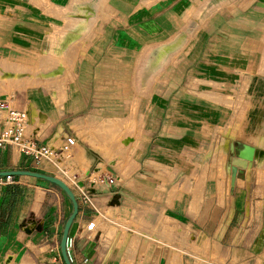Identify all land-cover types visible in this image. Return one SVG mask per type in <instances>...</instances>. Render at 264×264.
Masks as SVG:
<instances>
[{"label":"crops","instance_id":"crops-1","mask_svg":"<svg viewBox=\"0 0 264 264\" xmlns=\"http://www.w3.org/2000/svg\"><path fill=\"white\" fill-rule=\"evenodd\" d=\"M197 10L203 12L201 23L196 19ZM157 42L162 46L152 63L155 66L162 61L155 73L159 80L153 85L146 82L139 89L143 155L152 160L138 166L144 174L131 171L125 178L116 175L118 179L110 185L90 188L92 204L80 205L69 230L68 256L72 264H159L166 252L165 264H170L172 252L177 251L182 258L193 250L191 245L180 243L185 236L193 245L207 238L210 245L223 248L226 237H230V246L244 245L243 239L251 231L252 243L244 250L248 251L256 237L252 251L264 264V184L254 179L262 166L254 160L252 180L236 178L232 187L226 162L237 141L234 132H239L229 127V117L236 113L235 125L245 127L247 109L233 111L214 101L227 89V81L237 86L251 76L246 87L249 104L255 99L252 94L257 80L264 87V0H0V98L7 96L10 105L18 109L28 107L31 128L46 144L66 136H74L77 143L78 137L69 126L76 120L75 127L85 134L93 153L102 154L105 160L111 151L102 149L99 136L89 134L91 130L82 122L91 110V122L110 126V132L126 124L120 116H97L107 108L97 93L111 88L121 54L134 59L133 54L139 52L140 58L148 59L140 49ZM51 54L67 62L76 59L75 66L54 67ZM168 60L173 62L163 63ZM56 69L61 71L55 75H69L72 83H62L67 92L62 106L50 94L53 86L48 88L44 82V76ZM104 77L109 83L103 82ZM201 80L205 83H199ZM259 94L260 106L253 119L256 124L264 120V90ZM44 114L50 119L48 128ZM0 115L1 132L5 111L0 110ZM208 144L216 146V154H205ZM75 146L84 149L89 165L84 170L71 156V167L83 169L85 175L102 174L86 147L76 144L72 148ZM214 155L224 157L219 169L212 163ZM204 165L206 173L218 170V178L206 177L199 202L191 192L198 182L189 178L190 197L183 200L176 186ZM25 167L34 171L40 166L10 146L0 147V171ZM105 170L102 175H112ZM151 171L152 179L146 175ZM167 172L172 173L171 180H165ZM0 178V264H23L26 257L33 264L55 263L50 245L61 217L66 216L63 193L31 176H14L12 182ZM195 203L200 206L195 205L192 212ZM101 212L110 223L126 221L128 239L124 245L118 246L122 231L116 228L119 236L110 249L112 239L102 231L105 226L98 219ZM259 216L261 224L245 228ZM167 220L173 236L168 241L162 235ZM88 222H95V230L78 232L79 225ZM153 227L159 231H150Z\"/></svg>","mask_w":264,"mask_h":264},{"label":"rangeland","instance_id":"rangeland-1","mask_svg":"<svg viewBox=\"0 0 264 264\" xmlns=\"http://www.w3.org/2000/svg\"><path fill=\"white\" fill-rule=\"evenodd\" d=\"M98 3H100V0H98ZM99 7H100V5L98 4L97 8H99ZM201 8L202 7H200L198 10H200ZM202 13H203L202 11H198L196 13V15H197L196 19H197L198 23L199 22L201 23V19H203L202 15H201ZM97 14L99 15L101 13L99 12ZM78 16H79V14H78ZM100 18L103 19V15L100 16ZM69 19H71V18H69ZM161 46H162L161 42H157V43L151 44V46L148 45V47L145 49H143L144 47H142V49H140V50L142 51V53L144 55H146V54L149 55L148 59L140 58V56L138 55L139 52L133 54L134 59L126 58L125 53L121 54V56L118 57V60H117L118 74L115 77H111V88L105 89V90L102 89L101 92L97 93L98 94L97 96L101 97L100 99H102L107 105L106 106L107 108L102 110L101 114L97 115V116L99 118L120 116L126 120L125 121L126 124L125 123L119 124L117 126L116 130H114V131L112 130L110 132L108 130L110 126L105 125L104 123L94 125L91 122V119L93 116L91 118H90V116L94 113V111H91V110H90L91 113L90 112L87 113V115H88V117H86L87 119L85 118L86 120L84 122H82V125L86 126V128L88 130L89 129L91 130V132H89L88 130H86V132L87 133L89 132V134L90 133L92 134L95 132L96 136H99L100 141L102 142V145H101L102 149H105L106 151H111V155L113 154L112 156L107 155L105 158V160H106L105 161L103 159L102 154L99 155V154L93 153V150H92L93 148H91V146H89L87 144L86 140L83 138L85 134H83V135L80 134L78 129L75 127L74 123L76 122V120H74L72 123L69 124V126L71 127L70 128L71 131L74 132L78 137V141L76 144H80L81 146L86 147L85 149L87 150V154L89 155V158L94 159L93 165L96 166V164L98 163V165H97L98 168L99 169H100V167L102 168L101 169L102 174H104V172L106 171L105 169H107V171H109L108 174L111 173L114 177L117 175V176L125 178V177L129 176L131 171L133 172L136 170H137L136 172H138L137 173L138 175L144 174L143 171L140 172L141 168H138V166L143 165V164L147 165L148 159L152 160L151 157H149L147 155H143L145 148L143 146L144 144L142 143V123H143V120L141 118V111L139 109V101H140L139 89L146 82L153 85V83H155L156 81L159 80V77L155 73L158 71L157 68L160 67L162 61H159L155 66H153L154 64L152 62H153L156 54H158L159 48ZM138 51H139V48H138ZM51 55L52 56H50L49 59L51 61H53L52 64L54 67L55 66L57 67V65L66 66L67 64H68V66H72V67L75 66L76 59H74L71 62H67L66 60L62 59L60 56H56L55 54H51ZM169 62L172 63L173 60L164 61L163 63L168 64ZM141 68H143L145 70H143V72H142ZM131 70H133L134 72ZM57 71L59 72V71H61V69H56V71H54L53 74H50L48 76H44V82H47L46 86L48 88L50 86H53L54 91H51L50 94H53L52 96H53V100L55 101V103L58 106H62L63 103L65 102V100L67 99V92L63 88L62 83H65V82L71 83V82H70V76L69 75H66V76L65 75L64 76L55 75V73ZM126 71H127V74L125 73ZM128 71H129V74H128ZM76 73H77V70H76ZM86 75H89V74L87 73ZM72 77L74 80V78L76 76L73 74ZM10 79L12 80V78H10ZM250 79H251V76L246 77L245 80H243V82L239 83V85H237V86L232 85V80L227 81L228 82V83H226L228 85L227 89H225L223 94H218V95L216 94L217 96L214 98V101L221 103V104H225L226 107H229L233 111H235V110L236 111H240V110L242 111V109H243V112H244V110L247 109L245 119H244V125H246L245 127L242 125V123L235 125L236 119L234 120V116L236 113L235 114L233 113L229 117V120H228L229 121L228 122L229 127L234 126V129L238 130L239 132L238 133L234 132L233 137H236L237 141H235L233 143L234 150L231 153H229L227 158H226L227 166H228L229 162L231 161V159L235 156L236 152L242 148V146H243L242 144H246V143L250 144V145L252 144V142L249 138V134H250L252 127L254 126L253 125V123H254L253 119H254V116L256 113L255 111L258 108L259 101L257 98H255L249 104L248 100H250V99H249V97H247L248 89H246V87H248ZM65 80H67V81H65ZM255 80L256 79L251 81L250 88L253 86ZM103 82L109 83V79L104 77ZM91 83H93V81H91ZM199 83L204 84L205 82L201 80V81H199ZM38 84H41V83H38ZM250 88H249V93H250ZM92 95H93V93H91V96ZM248 104H249V106H247ZM108 107H110V108H108ZM40 112H42V111H40ZM3 114L4 113H2V115ZM42 118L45 120L46 128H48V126L50 124V119H49L48 115L44 114V116H42ZM263 124H264V120L262 121V125ZM204 129H206V127H204ZM64 132H67V131L64 130ZM244 132L247 134V138H246V134ZM80 148L84 151V149L82 147H80ZM205 150H206V148H205ZM75 151H76V146L74 148H71L70 150L65 151L63 153V157L73 155L72 157L74 158V162L76 164L79 163V165L84 170H87L88 165H89V161L85 162V159L87 158L85 152H84L83 156H78V154ZM215 151L217 152L216 146L211 147V144H208L207 150L205 151V154L210 155V154H213V152L215 153ZM223 158H224L223 156H221V157H216L215 155L213 156L212 163L217 165L216 166L217 169L221 168L220 165L224 163ZM167 159H171V158L167 157ZM102 162H104V165L100 166V164ZM256 163L258 166L259 165L262 166V168H261L260 172L259 171L256 172V178H254V179L256 182H257V180L261 179L262 180L261 182H263V184H264V159L261 161L256 160ZM206 165H208V164L206 163ZM206 165H204L202 167L201 171L194 172L191 176L186 177L184 182L182 183V185L176 186L178 189L177 191H178L179 195H181L183 200H188V198L190 197L191 188L188 187L189 178H191V179L193 178V180H195V183L198 182L196 189L191 191L193 193L195 201H197V202L201 201V199H202L203 187L205 185L206 177L207 178H215V179L218 178V177H216V173L218 171L217 169H216L217 171H215V172H211V173L205 172ZM253 165H254V163H253ZM39 166H40L39 169L34 170V171H38V172L53 175V176H55V174L59 175V173L56 172V168L52 164L44 163V164H40ZM258 166H257V168H258ZM143 170H145V169H143ZM258 170H259V168H258ZM222 174H223V170H221L219 172V176H221ZM146 175L148 177H150V179L153 178L152 171L149 172V174L147 173ZM166 175L168 177L165 180H171L173 178L172 173L169 174V172H167ZM249 177L250 178L248 181L250 182L252 180L251 170L249 172ZM37 181L39 183H43L44 185L48 186L49 188H51L57 192L61 191L60 189L52 186L49 182H47L45 180H39L38 179ZM247 185H249V184H247ZM260 186L261 185H259V187ZM61 192L63 193V191H61ZM63 195H64L63 198H64L65 203L67 205V209L65 212L66 216L65 217L62 216L61 220H60V224L58 227V233H57L58 240L60 239L65 219L69 215V213L71 212V209H72L70 200L68 199V197L64 193H63ZM262 196L264 197V186H263V195ZM195 205L200 206L199 204L195 203L192 206V212L194 211ZM256 206H257V210L260 209L259 212H261V214H262V209H261L260 205H256ZM100 214L99 215L101 217L98 219H100L101 223H103L105 226V228L102 231L105 233L107 238L112 239L110 241V244H111L109 246L110 249L113 250L114 242H115V240H117V238L119 236V232L116 231L117 229H120L122 231L121 237H119L118 246L124 245L128 239V237L126 235V233H127L126 227L128 226V225H126V221L117 220L115 222L113 221V223H110L108 221V219L107 220L105 219V217H104L105 215L102 212ZM248 219H249V216H248ZM257 219L258 220H255V218H252L251 226L250 227L245 226V228H251V227L253 228L254 224H261L262 217L259 216ZM167 222H169V221L167 220L165 222L162 235H163V238H167L166 240L168 241L173 236H172L169 224ZM184 223L186 226L188 225L187 221L186 222L184 221ZM244 223H247V222L244 221ZM255 228L256 227H254L253 229H255ZM149 230L153 231V232H155V230L159 231V229H156L154 227H153V230H151V229H149ZM251 234H252L251 231L249 233H247L245 235V238L243 239L245 241L244 242L245 244L239 245V246H230L229 245V242H231L229 240L230 237H226L225 238V244L223 245V248L220 245H217L214 247L213 244H215V243H212V242L210 245V242L207 238H205L202 241V243H201V241H198V243H197L198 245L197 244L193 245L192 243L190 244V242L188 241V239L185 236L181 239L180 243L182 245H187V246L191 245L193 247L192 248L193 250L190 253H187L188 256H185L182 258H181V254L177 253V251L172 252L169 262H170V264H183L182 261L185 260L184 264H188V263L192 264L193 262H194L193 264H260L259 262H260L261 256H259L257 253H254L255 251H252L254 249L253 244H255L256 237H255V240L253 241V244L251 245V247H249L248 251L244 250V248L247 249L246 246L249 242L252 243ZM235 236L232 239H235ZM103 237H104V234H103ZM149 237H151V234ZM145 240L146 239H144L143 243H142L143 247H144V241ZM149 240L151 242L154 241L153 238H149ZM172 248H173V246H172ZM144 249H145V247H144ZM207 251H208V255H206ZM250 254H252L251 257H250ZM52 257H54V256L52 255L51 258ZM244 258H245V260H244ZM166 259H167V256H166V252H165V254H162V257L160 258L159 264H165ZM23 261H24L23 264H33L31 262L30 258H28V257L24 258ZM62 263L64 264L63 260H62ZM53 264H55V263H53Z\"/></svg>","mask_w":264,"mask_h":264},{"label":"built area","instance_id":"built-area-1","mask_svg":"<svg viewBox=\"0 0 264 264\" xmlns=\"http://www.w3.org/2000/svg\"><path fill=\"white\" fill-rule=\"evenodd\" d=\"M7 96L0 98V110L5 111L3 117V129L0 132V147L10 146L18 153L31 157L36 164H52L56 168L55 174L63 180L74 192L80 205L92 204L90 188L96 184L114 183L118 178L113 175H85V173L71 167V156L63 157V153L70 150L76 144L74 136L59 137L51 144L40 141L39 136L31 128L30 110L28 107L18 109L10 105ZM14 176H5V181L12 182ZM2 183V178H0ZM99 216V214H98ZM90 222L86 223L87 226ZM54 252V262L63 264L59 249V240L55 235L50 245Z\"/></svg>","mask_w":264,"mask_h":264},{"label":"water","instance_id":"water-1","mask_svg":"<svg viewBox=\"0 0 264 264\" xmlns=\"http://www.w3.org/2000/svg\"><path fill=\"white\" fill-rule=\"evenodd\" d=\"M242 148L238 150L235 154V156L231 159L227 166V171L229 173L230 177V185L233 187L234 182L236 178L243 179L248 181L249 180V172L253 166V161H254V147L251 146L250 144H242ZM233 146V145H232ZM234 150V146L232 147V151ZM231 151V152H232ZM31 176L35 177L38 179L45 180L49 183L54 184L57 186L63 193L68 197V199L71 202V212L69 215L66 217L63 229L61 232V236L59 239V249H60V254L62 257V260L64 264H72L68 253H67V242H68V235H69V230L77 217L78 214V209H79V204L76 199V196L72 189L60 178L41 173L38 171H33V170H21V169H14V170H5V171H0V177H5V176ZM86 224L81 223L79 225L78 232H82L83 229H85ZM98 239V236L95 237V240ZM264 258V255H263Z\"/></svg>","mask_w":264,"mask_h":264},{"label":"bare ground","instance_id":"bare-ground-1","mask_svg":"<svg viewBox=\"0 0 264 264\" xmlns=\"http://www.w3.org/2000/svg\"><path fill=\"white\" fill-rule=\"evenodd\" d=\"M263 90H264V87H263L262 83L259 80H257L252 95L255 98H257L259 102H260V100H259L260 94L259 93L262 92ZM253 125L254 126L252 127V129L250 131L249 138H250V140L253 144V147L255 149L254 150V160L256 162V160L261 161L264 159V124L262 125V122H260L259 124L258 123L256 124L254 122ZM75 152L78 154V156H83V154H84V151L79 146L76 147ZM87 230L88 231H94L95 230L94 223H91L89 226H87Z\"/></svg>","mask_w":264,"mask_h":264},{"label":"trees","instance_id":"trees-1","mask_svg":"<svg viewBox=\"0 0 264 264\" xmlns=\"http://www.w3.org/2000/svg\"><path fill=\"white\" fill-rule=\"evenodd\" d=\"M25 169L26 170H28L29 168H27V167H25ZM16 177H18V176H16ZM50 184H52V183H50ZM53 186H55L54 184H52ZM55 187H57V186H55ZM58 188V187H57ZM59 189V188H58ZM79 204V203H78ZM80 211V204H79V209H78V212ZM76 219V218H75Z\"/></svg>","mask_w":264,"mask_h":264}]
</instances>
